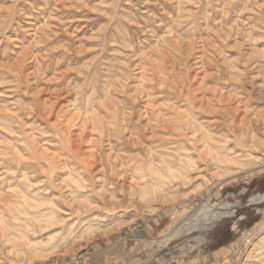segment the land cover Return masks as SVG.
Listing matches in <instances>:
<instances>
[{"label":"rangeland","instance_id":"obj_1","mask_svg":"<svg viewBox=\"0 0 264 264\" xmlns=\"http://www.w3.org/2000/svg\"><path fill=\"white\" fill-rule=\"evenodd\" d=\"M90 67L86 78L78 75ZM76 86L80 95L65 94ZM263 97L264 0H0V264L44 260L24 254L30 245L56 249L46 259L74 258L142 217L168 212L162 226L168 237L178 232L175 243L240 238L235 264H248L264 239ZM209 124L212 137L230 140L233 160L222 167L207 164ZM143 160L165 168L167 179L178 176L167 168L177 160L201 171L186 186L151 191L155 214L141 202L132 211L119 191L120 206L99 211L105 217L93 221V235L86 229L97 218L77 211L82 203L72 204L68 224L29 234L56 220L52 199L60 189L78 191L87 164L102 171L112 163L118 176L151 188L162 183ZM240 165L248 168L234 174ZM25 232L29 239H20Z\"/></svg>","mask_w":264,"mask_h":264},{"label":"bare ground","instance_id":"obj_2","mask_svg":"<svg viewBox=\"0 0 264 264\" xmlns=\"http://www.w3.org/2000/svg\"><path fill=\"white\" fill-rule=\"evenodd\" d=\"M255 84L252 83V90H254L256 87L254 86ZM248 90V89H247ZM251 93V91H248V93ZM264 98V97H263ZM213 103V102H212ZM211 103V104H212ZM238 103V102H237ZM245 102H243L244 104ZM227 104V103H226ZM241 105V104H240ZM235 106V105H234ZM236 107V106H235ZM241 107V106H240ZM244 107V106H243ZM238 108V107H237ZM226 110V109H225ZM234 110V108H233ZM241 110V109H240ZM209 111V110H208ZM216 111V110H215ZM215 111H212L213 113ZM211 112V111H209ZM218 112V111H217ZM222 112V110H221ZM229 112V111H228ZM208 113V112H207ZM209 114V113H208ZM215 114V113H214ZM235 114H238V110L236 109ZM246 114V113H245ZM234 116V115H233ZM215 117V116H214ZM220 118V117H219ZM217 119V118H216ZM240 119V118H239ZM241 120V119H240ZM209 122H211L210 120H208ZM243 121V120H242ZM222 122V121H220ZM241 122V121H239ZM228 123V122H227ZM240 124V123H239ZM238 124V125H239ZM243 124V123H242ZM230 126H232V124H229ZM234 125V124H233ZM200 126V125H199ZM213 125H207V130L209 132V134L207 135V138L210 140H215L214 145L212 146H208L209 148L207 149V164L210 167H214V168H218L220 167L222 164H228L231 163L233 158L232 155L230 153V151L232 150V148L230 147V140H226L224 137L223 140H218L215 137L211 136V131H215L214 129H211ZM201 127V126H200ZM219 128V127H218ZM217 128V129H218ZM232 129V128H231ZM233 130V129H232ZM240 137H242L240 135ZM222 139V138H221ZM231 139V137H230ZM243 140V139H242ZM241 140V142H242ZM240 142V141H238ZM244 143V141H243ZM246 143V142H245ZM252 143V141H251ZM212 144V143H211ZM163 160V159H162ZM92 161V160H91ZM101 161V160H100ZM99 161V163H100ZM121 161V160H120ZM169 161V160H168ZM86 162V161H84ZM108 162V160H107ZM112 162V161H111ZM138 162V161H137ZM153 162H155V160H153ZM122 163V162H120ZM139 163V162H138ZM143 163H145L147 166H149V168L152 169V174L154 176H158L159 174L161 175L160 177H162L163 182L162 183H153V188H151L148 184V182H146V179L140 178L138 179V181H134V178L132 180L127 179V177H121L120 175L118 176V171H117V167L118 166H111L112 163H109L110 166H108V169L111 170V173L108 172V169L105 168H101L103 169L102 171L97 169L96 165L97 162H94L93 164H87V174H88V178L85 179L83 181V183H81L79 185V191H74L75 189L71 190L70 192H66V193H62L63 191H61L62 189H60L59 186V199H52V203L54 205V210L53 214H57L56 220L52 221V223H43L40 225V223H38L40 225L39 229L36 230L32 228V230L30 229L29 234L35 236L39 233H44L47 230H50L53 226H64V224H68V219L67 217V213L69 212V210L71 209L70 207H72V204H78V203H82V208H76L77 211H79L82 214H87V217H93L95 216L97 219L94 218V220H90L89 221V226L86 229L87 234L93 235L96 231L95 227H97V223L95 224L94 222L99 221L98 217H105L104 215L100 214L99 211H103L106 210V208H112L115 209L118 206H120L119 202L116 200L117 196L115 194H117V192H123V194H126V197L128 198L127 201L130 203V205L134 206L137 203L141 202L143 204L146 205V207L151 211V213H153V196L151 191H154V194H157L158 191L163 190L164 186H167L169 189H172L174 187H177L179 185L182 186H186L187 184H189L190 182H192L193 178L195 177V175H197L200 171L201 168L200 166L196 165L195 163L193 165L186 164L185 160H177L174 162V164L176 166H171V163L169 164V166L167 167L169 171H173V169H176V172H178V176H175L173 178H169L166 180L163 176V170H165V168L160 169V168H156L153 167L154 164H150L148 165V162L143 160ZM143 163L137 165L136 170L139 171V167H142ZM151 163V162H150ZM85 164V163H84ZM108 164V163H107ZM67 166V165H66ZM72 166V165H71ZM86 166V165H85ZM102 166V164H101ZM246 166V165H244ZM243 165H240L239 167H237L236 169V173H238L240 170L242 169H247L248 167H244ZM103 167V166H102ZM120 167V166H119ZM222 167V166H221ZM10 168V167H9ZM24 168V167H23ZM34 168V167H33ZM63 168V167H61ZM86 168V167H85ZM27 169V168H26ZM107 169V170H106ZM120 169V168H119ZM147 169V168H146ZM213 169V168H212ZM23 170V169H22ZM36 170V169H35ZM70 170V169H69ZM68 170V171H69ZM109 170V171H110ZM149 170V169H148ZM167 170V171H168ZM24 171V170H23ZM62 171V170H61ZM157 173H156V172ZM217 171V170H216ZM63 172V171H62ZM76 173V172H75ZM174 173V172H173ZM218 175V173H217ZM226 175V174H225ZM71 176V174H70ZM222 176V175H221ZM221 176H217L219 178H221ZM28 177V176H27ZM73 177V176H71ZM145 177V176H144ZM48 178V177H47ZM119 178H121V180H119ZM50 179V178H49ZM75 181V180H73ZM141 181V182H140ZM62 183V182H61ZM79 182H77L78 184ZM129 183V185H128ZM210 181L207 180L205 182V184H209ZM107 184H113L112 188H109L107 186ZM62 186V184H61ZM65 186V185H64ZM74 186V185H73ZM26 187V186H25ZM66 187V186H65ZM122 187V188H120ZM134 187L136 189H134ZM43 188V187H42ZM120 188V190H119ZM128 188L129 191H126V189ZM58 189V190H59ZM71 189V188H70ZM152 189V190H151ZM23 190V189H22ZM53 190V189H52ZM167 190V189H166ZM177 190V189H176ZM197 190H200V188H197ZM25 191V190H24ZM40 191V190H39ZM42 191V190H41ZM47 191V190H46ZM65 191V188H64ZM168 191V190H167ZM44 192V191H43ZM119 192V193H120ZM49 193V192H48ZM160 193V192H159ZM166 192H164L165 194ZM172 193V192H171ZM24 195H22V199L23 201H26L27 198H30V192L28 190H26L24 193H22ZM161 194V193H160ZM181 194V193H180ZM191 194V193H190ZM17 195V194H16ZM50 196L52 195L51 193L49 194ZM163 195V194H162ZM167 195V194H166ZM169 195V194H168ZM182 195V194H181ZM38 196V195H37ZM36 196V197H37ZM53 196H58L56 194V191H54V195ZM187 196V195H186ZM184 196V197H186ZM5 197V196H3ZM2 197V198H3ZM8 197V196H7ZM12 197V196H11ZM18 197V196H17ZM157 197V196H156ZM170 197V196H169ZM168 197V198H169ZM179 197V195H178ZM1 198V197H0ZM35 198V197H34ZM46 198V197H45ZM174 198V197H171ZM8 199V198H7ZM18 199V198H17ZM21 199V198H19ZM32 199V198H31ZM155 199V198H154ZM34 202L35 200L32 199ZM168 200V199H167ZM175 199H173L174 201ZM9 201V199H8ZM12 201V200H11ZM37 201V200H36ZM172 201V202H173ZM38 202V201H37ZM45 202V201H44ZM169 202V201H168ZM1 203V202H0ZM3 203V202H2ZM9 203V202H8ZM24 203V202H23ZM29 203V202H28ZM39 203V202H38ZM123 203V202H122ZM140 203V204H141ZM11 204V203H10ZM17 203H14V205ZM21 204V202L19 203ZM27 204V203H26ZM25 204V205H26ZM9 205V204H8ZM42 205V204H41ZM40 205V206H41ZM11 207L8 208H12V204L10 205ZM19 206H23V205H19ZM28 206V205H27ZM31 206V205H30ZM50 206V205H49ZM48 206V208H50ZM78 206V205H77ZM81 206V205H80ZM5 207V205H4ZM24 207V206H23ZM26 207V206H25ZM122 207V206H121ZM6 208V209H8ZM18 208V207H17ZM31 208V207H30ZM44 208V207H42ZM47 208V207H46ZM26 209V208H25ZM28 209V208H27ZM26 209V210H27ZM36 210V208H34ZM12 210V209H11ZM21 210V209H20ZM30 210V209H29ZM28 210V211H29ZM32 210V211H35ZM9 211V210H8ZM14 211V210H13ZM17 211V209H16ZM19 211V210H18ZM25 211V210H24ZM23 211V213H24ZM50 211V210H49ZM108 211V209H107ZM12 212V211H11ZM22 212V210H21ZM27 212V211H26ZM25 212V213H26ZM8 213V212H7ZM6 213V214H7ZM91 213V214H90ZM4 214V213H3ZM9 214V213H8ZM19 215L22 213H18ZM29 214V213H28ZM47 214V213H46ZM45 214V215H46ZM5 215V214H4ZM12 217H14V221L16 223H19L20 221V217H18L16 214H11ZM23 215V214H22ZM10 216V215H9ZM32 216V214H31ZM48 216V215H47ZM28 217V216H27ZM35 217V215H34ZM86 217V218H87ZM222 216H219L217 219L221 220ZM3 218H5V216H3ZM22 218V217H21ZM39 218V217H36ZM42 218V216H41ZM40 219V218H39ZM45 219V218H44ZM53 219V218H52ZM11 220V219H10ZM85 220V219H84ZM89 220V219H88ZM87 220V221H88ZM210 222H214V219H208ZM23 221V219H22ZM25 221V220H24ZM94 221V222H93ZM4 222V221H3ZM21 222V221H20ZM28 223V222H27ZM94 223V224H93ZM30 224V222H29ZM27 224V225H29ZM107 224V223H106ZM7 225V224H6ZM15 225V224H14ZM18 225V224H16ZM8 226V225H7ZM13 226V225H12ZM16 227V226H15ZM102 229V228H101ZM23 230V229H22ZM24 232V231H23ZM19 235V234H18ZM179 234L177 232L176 235L174 236H169L165 239V242H170L171 240L175 239V237H177ZM24 236H26V238L29 239V237H27L28 235H26L25 233H21L19 235L20 239H24ZM32 237V236H31ZM56 249L50 250V249H44L42 246H38V245H30V246H26V253H24L25 255L29 254L30 256H35L37 259H46L47 258V253L49 254V252H53ZM19 263H23V264H30L29 262L25 261V260H20L18 261L17 264ZM3 264H11V263H3ZM248 264H264V239L262 240V242L258 243L257 245H255L254 251L250 254L249 256V261Z\"/></svg>","mask_w":264,"mask_h":264},{"label":"crops","instance_id":"obj_3","mask_svg":"<svg viewBox=\"0 0 264 264\" xmlns=\"http://www.w3.org/2000/svg\"><path fill=\"white\" fill-rule=\"evenodd\" d=\"M170 214L142 217L134 226L101 239L74 258L44 259L31 264H235L240 259V238L218 245L207 240V235L175 243L177 237L164 244L170 230L162 225Z\"/></svg>","mask_w":264,"mask_h":264},{"label":"clouds","instance_id":"obj_4","mask_svg":"<svg viewBox=\"0 0 264 264\" xmlns=\"http://www.w3.org/2000/svg\"><path fill=\"white\" fill-rule=\"evenodd\" d=\"M170 47H171V49L173 51H177L178 50V47L175 44L170 45ZM93 71H94V67H90L87 73L81 72V73H78V75L82 76L83 78H86L87 75L89 73H92ZM64 91H65L66 95H67L68 92H72V93H75L77 95H80L82 93V91H83V87L82 86L70 87V88H66ZM74 99H75V96H70L68 98V100L66 101L67 104L72 105V107L69 109V115L73 116V117L76 115V112L78 111V109L76 108L75 104L73 103ZM75 126L76 125L74 124L71 127H75ZM119 180H121V178H119ZM107 186L109 188H112L113 184H107ZM120 188H122V187H120ZM120 188H119V190H120ZM125 203H126V206H127L128 202L126 201ZM157 203H161V202L158 201ZM170 203H171V201H170ZM141 208H143V206L137 204V205L133 206V210L132 211H140ZM159 210H160L159 208L153 207V213L154 214L157 213Z\"/></svg>","mask_w":264,"mask_h":264},{"label":"built area","instance_id":"obj_5","mask_svg":"<svg viewBox=\"0 0 264 264\" xmlns=\"http://www.w3.org/2000/svg\"><path fill=\"white\" fill-rule=\"evenodd\" d=\"M19 264H23V263H19Z\"/></svg>","mask_w":264,"mask_h":264}]
</instances>
